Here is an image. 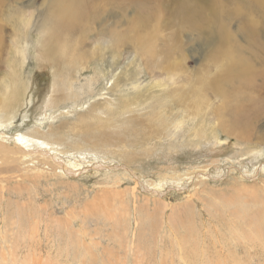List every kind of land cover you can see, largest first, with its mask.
<instances>
[{
	"label": "rangeland",
	"instance_id": "1",
	"mask_svg": "<svg viewBox=\"0 0 264 264\" xmlns=\"http://www.w3.org/2000/svg\"><path fill=\"white\" fill-rule=\"evenodd\" d=\"M53 1H4L0 264H264V0H99L82 62Z\"/></svg>",
	"mask_w": 264,
	"mask_h": 264
},
{
	"label": "bare ground",
	"instance_id": "2",
	"mask_svg": "<svg viewBox=\"0 0 264 264\" xmlns=\"http://www.w3.org/2000/svg\"><path fill=\"white\" fill-rule=\"evenodd\" d=\"M4 1L5 0H0V21L7 22V19L4 18V13L5 12L11 13V12H9L10 9L7 8V6H5ZM98 1L99 0H54L53 2H51L48 10L49 16L43 22V26L45 29L44 43L46 44L44 45L43 54L47 58V60H52L54 59V57H60V59H62L65 58L66 56L68 57L69 60H72L73 62L77 60L80 62L83 61L82 59H79L80 56L77 55V51L80 50L79 46H84L86 43L85 37L81 33L83 31H87L88 29L87 27L90 25L91 19H94L95 16L97 15L98 5L101 2H104L105 0H101L100 3H98ZM99 6L101 7V5ZM67 54H69V56H67ZM252 72L253 70L250 66H245L243 67L240 76L246 78V76H248ZM242 125L250 126V123L247 119L244 120L242 119ZM242 130L243 129L241 128L239 132L241 133ZM234 223L231 224L232 226L229 225L230 226L229 229L232 234L234 232L239 231V229L236 228L235 225H233ZM189 226L193 227L192 225ZM186 230L189 235H191L194 232L191 228H188ZM256 232L254 231L253 233L254 237H256L255 236ZM182 239L184 241H187V239L185 238Z\"/></svg>",
	"mask_w": 264,
	"mask_h": 264
}]
</instances>
